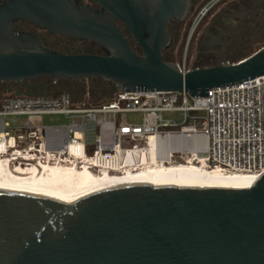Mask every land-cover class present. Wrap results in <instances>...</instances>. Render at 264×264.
<instances>
[{
	"label": "water",
	"instance_id": "1",
	"mask_svg": "<svg viewBox=\"0 0 264 264\" xmlns=\"http://www.w3.org/2000/svg\"><path fill=\"white\" fill-rule=\"evenodd\" d=\"M94 1L99 9L79 0H5L0 83L37 89L42 84L31 82L42 78L101 79L117 92L208 97L210 89L264 76V47L184 74L163 60L170 43L165 27L185 16L189 0ZM16 20L92 42L104 55L44 48L34 35L13 33ZM0 264H264V172L232 183L182 175L79 190L0 187Z\"/></svg>",
	"mask_w": 264,
	"mask_h": 264
},
{
	"label": "built area",
	"instance_id": "2",
	"mask_svg": "<svg viewBox=\"0 0 264 264\" xmlns=\"http://www.w3.org/2000/svg\"><path fill=\"white\" fill-rule=\"evenodd\" d=\"M197 15L198 22L203 11ZM184 74L185 62L178 64ZM62 93L6 96L0 102V164L14 171L65 167L123 177L144 163L198 166L222 174L264 172V76L208 90V97L177 92H116L107 101L84 108ZM183 114L180 124L162 118ZM140 114V122H128ZM61 115L68 124L45 127L41 116ZM24 117L17 126L5 118ZM190 120L191 124L185 123ZM179 127V129H175ZM148 158L133 163L137 154ZM37 172V173H38Z\"/></svg>",
	"mask_w": 264,
	"mask_h": 264
},
{
	"label": "flooded vegetation",
	"instance_id": "3",
	"mask_svg": "<svg viewBox=\"0 0 264 264\" xmlns=\"http://www.w3.org/2000/svg\"><path fill=\"white\" fill-rule=\"evenodd\" d=\"M4 1L0 0V6ZM70 1L73 2V0ZM79 2L82 6L99 9L94 0H79ZM204 8L203 16L198 21L199 24L192 38L190 55L185 61L187 69L210 68L237 62L264 47V0H189L185 16L170 20L165 27L166 33L170 36V43L162 50L164 61L179 64L176 59L180 44L187 35L191 18L195 13L198 15ZM116 24L127 37L128 33L124 25L121 22ZM13 33L34 35L44 48L63 54L104 55L92 42L50 34L27 20L14 21ZM128 43L134 51L141 52L134 39L130 38ZM34 83L38 82L33 81ZM30 89L28 83L1 82L0 100L9 92L13 96L14 94L23 96L21 92L30 91ZM31 94L30 96L33 97L42 96L36 93Z\"/></svg>",
	"mask_w": 264,
	"mask_h": 264
},
{
	"label": "bare ground",
	"instance_id": "4",
	"mask_svg": "<svg viewBox=\"0 0 264 264\" xmlns=\"http://www.w3.org/2000/svg\"><path fill=\"white\" fill-rule=\"evenodd\" d=\"M152 154L148 150L143 156L137 154L133 163L148 158ZM144 163V167L136 172L128 171L123 177L109 178L92 174L89 170H78L65 167L46 168L43 173L37 170H12L10 163L0 164V187L19 188L32 191L79 190L104 187H115L136 184L164 177L190 176L202 182H233L245 178L255 179L254 174L227 175L218 171H208L198 166H166L155 164L153 160ZM38 172V173H37ZM256 180V179H255Z\"/></svg>",
	"mask_w": 264,
	"mask_h": 264
},
{
	"label": "rangeland",
	"instance_id": "5",
	"mask_svg": "<svg viewBox=\"0 0 264 264\" xmlns=\"http://www.w3.org/2000/svg\"><path fill=\"white\" fill-rule=\"evenodd\" d=\"M196 17H197V13H195L192 18H191V23L188 29V32L191 31V36L189 35V33L187 32L186 37H184V40L181 42L180 44V48H179V54L177 56L176 62L180 63V62H185L188 60V56L190 55V50L192 47V38L194 36V33L196 31V28L198 26V22L196 21ZM190 36V37H189ZM86 84H88V81H86ZM57 86V85H56ZM58 86H61L58 84ZM66 92V91H65ZM11 94V95H10ZM60 94L59 93H55L54 97H58ZM6 96H13L11 92H9ZM4 96V97H6ZM2 97L1 100L4 98ZM77 97V96H76ZM79 99H77L76 101L78 106H83L84 108H88V107H94L98 104H100L101 102L105 101V97L103 98H99V97H95V96H91L90 94L86 93L85 95H82L81 97H78ZM0 100V102H1ZM162 118L165 120H169L173 123L176 124H180L182 122L183 119V114L179 113V112H164L162 113ZM25 118L24 117H14V116H8L5 118V121H7L11 126H17L18 125V121H23ZM126 119L128 122H140L141 121V115L140 114H128L126 116ZM41 122L42 125L45 127H60V126H65L68 124V120L61 116V115H43L41 116ZM186 125L191 124V121L188 120L186 123ZM175 129H179V127L175 128Z\"/></svg>",
	"mask_w": 264,
	"mask_h": 264
},
{
	"label": "trees",
	"instance_id": "6",
	"mask_svg": "<svg viewBox=\"0 0 264 264\" xmlns=\"http://www.w3.org/2000/svg\"><path fill=\"white\" fill-rule=\"evenodd\" d=\"M86 81H88V84H86ZM35 82L41 83L42 85L37 89H30V91L29 90H26L24 92L19 91L23 93L21 95L23 96L32 95L31 93L33 94L36 93V95L54 96L56 92L59 94H62L63 92L66 91V93L73 99L74 101L73 103L77 104L78 101L76 100L79 99L78 97H81L82 95H85L86 93L90 94L91 96H95L99 98L105 97V101H107V100H110L114 96V94H116L117 92L112 86L109 85L108 82H105L101 79H88V80H82L80 82L70 81L69 84H66L64 80H61V81L56 82L55 84H51V81L49 79L42 78ZM32 84H33V81H32ZM58 84L61 86H58ZM102 103H106V102H101L100 104Z\"/></svg>",
	"mask_w": 264,
	"mask_h": 264
}]
</instances>
